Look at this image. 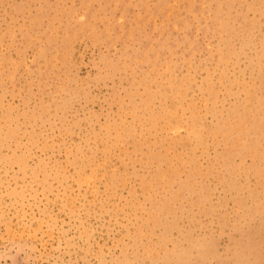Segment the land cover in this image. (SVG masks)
Masks as SVG:
<instances>
[{
  "label": "rangeland",
  "instance_id": "obj_1",
  "mask_svg": "<svg viewBox=\"0 0 264 264\" xmlns=\"http://www.w3.org/2000/svg\"><path fill=\"white\" fill-rule=\"evenodd\" d=\"M0 264H264V0H0Z\"/></svg>",
  "mask_w": 264,
  "mask_h": 264
}]
</instances>
